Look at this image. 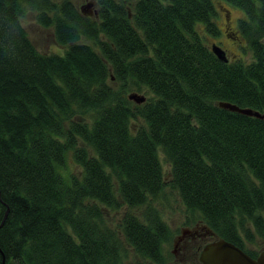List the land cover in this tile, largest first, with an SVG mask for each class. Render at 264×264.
<instances>
[{"label":"trees","instance_id":"16d2710c","mask_svg":"<svg viewBox=\"0 0 264 264\" xmlns=\"http://www.w3.org/2000/svg\"><path fill=\"white\" fill-rule=\"evenodd\" d=\"M226 1L244 11L249 62L218 58L196 30L217 33L213 0H95L97 15L0 0V264H161L167 184L187 223L258 253L245 241L264 239V117L218 101L264 112V0ZM28 10L63 53L30 40ZM124 242L136 259L123 261Z\"/></svg>","mask_w":264,"mask_h":264},{"label":"rangeland","instance_id":"374dc122","mask_svg":"<svg viewBox=\"0 0 264 264\" xmlns=\"http://www.w3.org/2000/svg\"><path fill=\"white\" fill-rule=\"evenodd\" d=\"M74 3L81 9H89L85 6L88 0H73ZM95 1V0H94ZM215 6V15L213 21L217 28V33L212 34L206 31L205 25L202 21L196 22L195 28L201 35L206 44L211 46L213 43L221 46L226 56L229 59H241L244 62H249L253 59L248 42L241 32L239 21L245 16L244 11L226 0H213ZM97 4L94 3L90 10L97 9ZM21 23L24 26L28 37L35 44V46L43 52L63 53L66 45L56 42L52 25L44 26L36 19V11L28 10L22 17ZM137 92L146 96L151 95L146 89L136 90L127 89L129 92ZM159 157L162 164V169L166 177L170 175V164L165 159L162 152H159ZM78 165L73 160L72 155H69L66 160V167L64 171H76ZM154 204L158 207L162 218L167 222L172 230L171 239L164 243V251L166 260L161 264H202L199 259V251L202 245L209 241L210 237L196 238L191 240L190 236H184L180 230L192 231L193 225L198 219L187 223V210L180 199L177 191L172 189L168 184L161 192ZM122 210L112 211L107 213V222L112 227H117L118 218L121 216ZM189 228V229H188ZM186 232V233H187ZM182 235V236H180ZM123 261L136 259L130 246L124 242ZM245 247L249 250L258 252L264 247V239L257 236L253 241H245ZM146 264H156L152 262H145Z\"/></svg>","mask_w":264,"mask_h":264},{"label":"water","instance_id":"95a60500","mask_svg":"<svg viewBox=\"0 0 264 264\" xmlns=\"http://www.w3.org/2000/svg\"><path fill=\"white\" fill-rule=\"evenodd\" d=\"M94 3V0H88L85 6L89 9H85L84 6H82L81 11L85 14L97 15V9L90 10V7H92ZM210 47L218 58L224 61L228 60L225 51L221 46L213 43ZM127 96L137 103L145 100L144 94L135 91L127 93ZM218 105L242 113L264 117V112L251 107H241L229 101H218ZM1 223L2 222H0V224ZM210 231L215 234L212 229H210ZM198 259L202 264H264V247L261 248L255 256H251L232 241L215 235L212 239L206 241L202 245Z\"/></svg>","mask_w":264,"mask_h":264},{"label":"flooded vegetation","instance_id":"af4514ba","mask_svg":"<svg viewBox=\"0 0 264 264\" xmlns=\"http://www.w3.org/2000/svg\"><path fill=\"white\" fill-rule=\"evenodd\" d=\"M192 227H193L192 231L187 232V230H186V232H187L186 233L184 231V229H182V230H180V232L184 236H190L191 240H193V239L195 240L196 238H204V237H210V239H211L216 235L215 232H214L215 234H213L210 231L211 228L206 223H204L202 220L196 221ZM182 235H180V236H182Z\"/></svg>","mask_w":264,"mask_h":264}]
</instances>
